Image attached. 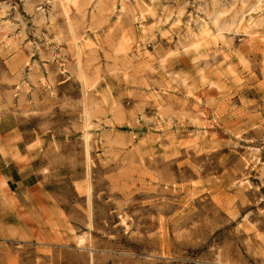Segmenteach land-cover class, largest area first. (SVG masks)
Listing matches in <instances>:
<instances>
[{"label": "rangeland", "instance_id": "374dc122", "mask_svg": "<svg viewBox=\"0 0 264 264\" xmlns=\"http://www.w3.org/2000/svg\"><path fill=\"white\" fill-rule=\"evenodd\" d=\"M263 36L264 0H0V144L39 158L0 264H264Z\"/></svg>", "mask_w": 264, "mask_h": 264}, {"label": "crops", "instance_id": "0c3cea01", "mask_svg": "<svg viewBox=\"0 0 264 264\" xmlns=\"http://www.w3.org/2000/svg\"><path fill=\"white\" fill-rule=\"evenodd\" d=\"M12 129V128H8ZM2 132V130L0 131ZM18 147V145H16ZM24 156V158H22ZM26 152H19L18 155L7 153L5 144H0V172L6 177L7 181L14 183L18 188H32L37 182L39 175V158H25ZM24 159V160H19ZM25 161V162H24Z\"/></svg>", "mask_w": 264, "mask_h": 264}, {"label": "bare ground", "instance_id": "6f19581e", "mask_svg": "<svg viewBox=\"0 0 264 264\" xmlns=\"http://www.w3.org/2000/svg\"><path fill=\"white\" fill-rule=\"evenodd\" d=\"M60 2H61V0H59ZM70 1V0H69ZM70 3V2H69ZM68 5V4H67ZM70 7V6H69ZM251 8V7H250ZM64 9V8H63ZM242 15H243V13H242ZM241 16V15H240ZM244 16V15H243ZM242 16V17H243ZM241 19V18H240ZM190 20V19H189ZM160 23V22H159ZM243 23V26L244 27H246L247 29H249V27H251V26H254V25H252L253 24V17H252V15H248V17L246 18V19H241V20H237L236 21V25H238L239 26V24H242ZM232 24V23H231ZM234 25V24H233ZM232 25V26H233ZM256 25V24H255ZM190 25H188V30H189V35H191L194 39H195V41L197 42V43H199V45H202L203 43H202V41L204 40V37L207 35V31H206V29H204V28H202L201 26H200V28H199V30H196L194 27L192 28L191 26L189 27ZM235 26V25H234ZM233 29V28H232ZM235 30V29H234ZM253 33H254V31H250L249 32V36H252L253 35ZM209 34H211V33H209ZM216 34V33H215ZM261 37V36H260ZM264 37V36H263ZM263 40V39H262ZM184 43V42H183Z\"/></svg>", "mask_w": 264, "mask_h": 264}]
</instances>
